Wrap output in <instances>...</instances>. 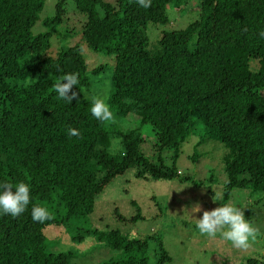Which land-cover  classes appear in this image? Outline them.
<instances>
[{
	"label": "trees",
	"instance_id": "1",
	"mask_svg": "<svg viewBox=\"0 0 264 264\" xmlns=\"http://www.w3.org/2000/svg\"><path fill=\"white\" fill-rule=\"evenodd\" d=\"M73 1L86 16L82 40L115 56L111 110L139 118L140 125L111 130L113 124L91 115L85 93L91 80L80 44L49 53L53 36L66 39L75 31L64 25L68 0H57L55 13L43 20L48 30L38 34L32 29L45 0H0V184L24 182L31 193L21 215L0 213V264H76L73 251L49 250L50 225L65 226L78 240L92 234L120 252L100 264H152L149 237L84 229L77 221L93 213L98 195L130 169L143 179L189 180L181 177L177 160L199 129L198 145L217 140L227 148L221 205L234 188L264 191V0H198L199 18L186 28L162 30L155 42L148 24L167 25L170 5L186 9L193 0H151L147 9L137 0ZM68 73L79 79L71 103L58 99L53 87ZM147 124L155 135L151 155L143 150ZM70 127L80 136L70 137ZM114 136L122 138L119 154L110 151ZM166 151L172 153L170 165ZM199 157L195 152L193 159ZM33 206L46 207L52 219L33 221ZM152 238L158 264L170 262L162 236ZM258 262L264 263L248 259Z\"/></svg>",
	"mask_w": 264,
	"mask_h": 264
},
{
	"label": "rangeland",
	"instance_id": "2",
	"mask_svg": "<svg viewBox=\"0 0 264 264\" xmlns=\"http://www.w3.org/2000/svg\"><path fill=\"white\" fill-rule=\"evenodd\" d=\"M56 3L57 0H45L40 19L32 29L34 34L48 30L43 20L55 13ZM198 3V0H193L186 9L174 8L170 5V22L167 25L154 22L148 24L151 42L158 40L159 32L162 30L186 28L192 21L199 18ZM67 10L64 25L75 29L77 34L71 31L66 39H60L57 35L53 36V45L49 53L55 56L60 46L80 44L91 80V85L85 89L86 96L89 98L93 95L100 96L109 104L113 91L112 75L115 56L113 53L97 52L82 40L79 29L86 16L76 9L73 0H68ZM100 65L103 66L101 70L93 72V69ZM113 114L114 121L108 122L113 124L110 127L111 130L127 131L140 125L139 118H122L115 112ZM142 128L144 137L148 139L143 150L151 155L155 135L148 124ZM199 130L183 143L177 160V167L183 173L181 177L187 176L189 180L143 179L136 176L135 169H130L116 176L98 195L95 210L88 217L79 219L78 227L90 230L97 228L104 231L119 229L131 238L149 237L146 256L152 264L159 263L158 242L152 238L153 235L162 236L164 245L172 256V260L165 264H248V259L252 257L264 261V191L262 190L234 188L226 202L241 208L245 218L260 229L261 235L248 249L235 248L231 242L223 240L219 235L214 239L201 235L196 228V223L202 217L203 211H211L224 203V189L227 182L224 162L227 148L217 140L198 145L201 136ZM110 151L114 154L123 151L121 137L114 136L111 139ZM195 152L200 155L197 160L193 159ZM171 154L167 151L163 153L168 165L172 163ZM157 156L154 154V157ZM248 212L249 215H247ZM120 214L131 220H121ZM134 215H137V218L133 219ZM45 233L49 250L73 251L75 254L73 262L76 264H100L110 257H117L120 253L105 247L92 234H86L83 240H78L73 237L75 232L65 226L50 225Z\"/></svg>",
	"mask_w": 264,
	"mask_h": 264
},
{
	"label": "clouds",
	"instance_id": "3",
	"mask_svg": "<svg viewBox=\"0 0 264 264\" xmlns=\"http://www.w3.org/2000/svg\"><path fill=\"white\" fill-rule=\"evenodd\" d=\"M137 3L145 9L151 6V0H137ZM259 35L264 38V31H261ZM78 84V73H68L62 75L53 87L58 94V99L71 103L77 98V93L72 91L73 86ZM90 113L98 121H114V114L109 104L100 96L91 97ZM67 132L70 137L80 136V132L75 128L70 127ZM30 200L28 184L20 182L15 187L10 183L0 184V213L17 217L26 210ZM31 215L33 221L38 223L52 219L51 212L43 206H33ZM196 228L201 235L213 239L219 235L238 249H248L261 235L260 229L245 218L244 211L231 203L220 205L211 211H203L202 217L196 223Z\"/></svg>",
	"mask_w": 264,
	"mask_h": 264
}]
</instances>
